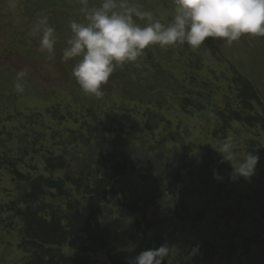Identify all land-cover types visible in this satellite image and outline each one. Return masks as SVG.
<instances>
[{
	"label": "rangeland",
	"instance_id": "1",
	"mask_svg": "<svg viewBox=\"0 0 264 264\" xmlns=\"http://www.w3.org/2000/svg\"><path fill=\"white\" fill-rule=\"evenodd\" d=\"M19 1L22 3H19L18 9L10 12L5 7L6 0H0V49L5 46L0 51V96L9 100L0 107V127L6 128L4 135L9 131L14 133L15 137L29 134L25 147L34 150L27 154L22 164L30 169L33 175L42 174L43 160L50 159L45 158L48 151L61 155L52 157L66 164L64 171H57L54 177L59 178L66 173L77 171L79 174L85 173L94 177L100 167L98 165L101 158H97L104 157V152L109 151L112 157L128 159L134 164V168L145 164L151 167L146 173L127 172L119 181L123 185V190L119 191L120 197L122 192L126 194L128 191H133L135 195L146 194L144 191L148 192L153 187L152 182H145L148 176L157 182L158 173L166 168V164L174 162L186 163L187 171L191 173L187 180L189 188L185 186L182 191L187 195L189 189L203 184L202 175L206 170L213 172L216 181L225 179L235 184L237 182L239 189L245 188L243 183L253 178L262 182L264 171L262 174L260 169H264V165L260 157L250 178L232 175L233 166L238 163V158L243 156L244 151L257 155L246 127L236 122L231 123V130L226 132L225 139H220L219 135L213 136L212 132L219 112L223 110V102L235 97L229 81V66H233L251 80L264 100V37H242L231 45L209 38V45L216 49V54L223 55L219 60L214 58L216 54L212 57L208 54L204 44L197 50H192L186 45L166 48L150 46L135 64L118 67L114 76H110L108 82L102 86L103 98L96 99L83 94L72 77L75 60L64 62L61 58L62 49L71 37L69 23L72 20L85 22L84 14L78 13L82 6L80 0ZM123 2L152 12L154 17L165 25L174 16L173 0ZM100 3L101 0H88L90 8L98 7ZM52 6H57L59 11L47 15L57 35L54 54L49 55L38 50V37L28 33L34 21L43 15L40 9H50ZM28 26L30 27L27 28ZM193 53L200 57L195 59L197 63L191 64L187 56ZM159 57L165 61L161 65L166 75L161 77L147 70L151 68L147 62L150 60L153 64L160 63ZM24 68H29L30 72L25 78V91L18 94L13 84L17 72ZM151 74L154 76L150 78L152 83L149 84L156 88L153 93L145 90V79ZM202 84L206 88L199 89ZM196 94L200 97L192 98L193 104L184 108L177 105V98L173 97L182 95L184 98H190ZM48 109L51 112L46 120H40V110ZM8 113L11 119L5 121ZM89 127L96 135L86 134L88 131L85 129ZM71 130H75L73 135L76 138L69 132ZM77 135H83L85 139H79ZM88 137L97 141L91 143L89 140L86 144L89 151L82 146ZM262 138L264 139V134L260 133V139ZM226 139H231L236 147V156L231 161L233 165L224 160L217 151ZM20 142L23 147L24 144ZM10 145L15 147L16 142H10ZM199 162L200 165H197ZM201 165H204L203 168ZM219 166L220 170H217ZM152 169L158 171L155 173ZM197 170H200L199 174L196 173ZM22 172L27 173L24 170ZM20 185L22 183L14 181L5 168L0 169L1 219H11L7 208L4 210L2 206L20 197ZM234 189L236 192V186ZM181 198L192 210L205 205L204 200L196 194L183 195ZM171 200L173 198L168 196L157 202L162 213L169 207ZM87 206L88 203H85V207ZM102 207L100 220L117 215L113 204H102ZM205 210L207 211L206 208ZM242 213L246 221L241 234L261 239L264 246V200L258 204L243 203ZM14 220L17 223L11 227L12 230L1 229L3 224L0 225V264H22L28 257L25 253L27 250L18 246L21 224ZM263 248H256L252 255L246 258L238 256L239 253L229 256L224 246L218 245L208 264H264V256L259 255ZM96 258L99 264H108L102 253Z\"/></svg>",
	"mask_w": 264,
	"mask_h": 264
},
{
	"label": "trees",
	"instance_id": "2",
	"mask_svg": "<svg viewBox=\"0 0 264 264\" xmlns=\"http://www.w3.org/2000/svg\"><path fill=\"white\" fill-rule=\"evenodd\" d=\"M154 72L160 71L153 69ZM157 73L154 75L158 76ZM151 77L145 79L147 88L153 87L149 84L152 83ZM233 81L235 97L223 102L224 107L219 112L212 135L225 139L226 132L231 130V123L244 125L264 165V143L263 138L260 139V133L264 134V103L250 81L239 76ZM202 87L205 86L202 84L199 89ZM198 97L199 94L177 98L176 104L184 108L193 104L192 98ZM1 100L4 101H0L1 106L9 101L8 98ZM10 119L8 113L5 121ZM26 123L28 125V121ZM5 129L0 127V169L5 168L14 181L22 183L19 186L21 195L17 198L23 202L22 206L12 204L9 208L21 222L22 240L19 246L30 251L22 264H99L96 256L100 253L110 264H130L140 252L161 245L170 248L164 264H208L218 245H223L229 256L239 253L238 256L246 258L256 248L264 247L261 239L241 234L246 221L242 204H258L264 200V177L262 182L253 178L243 183L245 188L239 189L237 182L216 181L213 172L206 170L202 175L203 184L188 190V195L200 196L205 205L192 210L181 198L188 196L182 191L185 186L189 188L187 180L191 173L187 171L186 163L174 162L166 164V168L158 173L157 182L148 176L145 182H152L153 187L148 192L145 190L146 194L135 195L133 191L125 194L121 191L120 197L119 191L123 186L120 179L127 172H149L151 167L148 164L134 168L128 159H117L106 151L104 157L97 158L101 159L96 176L77 171L56 178L54 174L64 171L66 164L52 157L61 155L46 151L45 158L50 159L43 160L42 174L33 175L22 164L27 154L34 150L25 147L28 139H15L11 131L4 135ZM85 130L88 131L86 134L96 135L90 127ZM73 131L69 132L74 137ZM77 137L85 139L83 135ZM13 139L21 140L24 146L20 141L15 147L11 146ZM89 140L88 137L82 144L87 151ZM90 141L97 142L96 139ZM201 166L203 168L204 165ZM23 170L30 174H23ZM157 171L152 169V172ZM260 171L263 174L264 169L261 167ZM196 173L199 174L200 170ZM168 196L173 200L162 213L157 202ZM47 199L50 205L45 203ZM85 203H88L87 207ZM110 203L117 210V215L100 220L102 204ZM258 224L261 226L260 222ZM259 255L264 256V248Z\"/></svg>",
	"mask_w": 264,
	"mask_h": 264
},
{
	"label": "clouds",
	"instance_id": "3",
	"mask_svg": "<svg viewBox=\"0 0 264 264\" xmlns=\"http://www.w3.org/2000/svg\"><path fill=\"white\" fill-rule=\"evenodd\" d=\"M80 2L85 22L69 23L71 37L61 58L76 61L72 77L83 94L96 99L103 98L102 86L118 67L135 64L150 46L186 45L196 50L209 38L231 45L242 37H264V0H173L174 16L167 25L152 12L123 0H101L98 7L91 8L88 0ZM5 7L15 12L18 0H6ZM28 35L38 37L41 53L54 54L56 29L47 15L37 18ZM29 72V68L17 72L13 84L16 93L25 91ZM217 151L232 164L236 147L231 139L224 140ZM258 161V155L244 151L232 175L250 178ZM169 253L170 248L161 245L140 252L130 264H164Z\"/></svg>",
	"mask_w": 264,
	"mask_h": 264
}]
</instances>
